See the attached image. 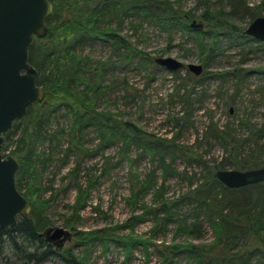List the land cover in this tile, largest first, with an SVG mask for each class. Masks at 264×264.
I'll return each instance as SVG.
<instances>
[{"label":"rangeland","instance_id":"obj_1","mask_svg":"<svg viewBox=\"0 0 264 264\" xmlns=\"http://www.w3.org/2000/svg\"><path fill=\"white\" fill-rule=\"evenodd\" d=\"M122 1L132 3L125 8L120 21L119 17H113V26L129 41L130 47L91 36L78 44L77 50L87 62L102 68L89 78L90 84L99 83L102 87L97 93L96 108L110 113L111 123L131 121L152 137L174 136L172 141L156 144L161 154L170 149L165 158L174 170L163 179L159 155L142 150V141L136 138L137 141L126 143L119 129V135L109 140L95 125H87L83 143L91 154L82 159L79 175L94 176L97 183L74 220L70 218L73 215L68 204L74 201L76 189L72 182L68 183L66 175L75 160L72 155L65 158L60 151L66 146L67 137L65 133L60 136L59 145L56 136L53 140L45 139L47 149L56 145L57 148L54 160L43 174L44 185L49 181L51 186L40 193V198L47 199L42 207L46 220L40 231L47 226L68 229L70 235L62 246L84 264H159L162 245L172 242L190 241L209 250L215 233L205 214L193 208L197 205L194 189L212 171L233 168L219 165L226 160L227 150L220 140L209 135L207 124L228 123L237 135L247 138L250 127L264 124V41L242 33L252 20L250 9L256 7L258 15H264V0H167V3L144 0V5L142 0ZM235 1L238 3L234 4ZM147 5L153 11L151 18L142 15V7L147 9ZM171 9L176 10L167 12ZM178 11L187 15V25L181 16H171ZM205 11L211 19L203 18ZM214 17H218V24ZM192 19L202 23L199 29L203 33L189 26ZM227 21L233 28L227 26ZM198 41L204 45L203 50ZM165 56L177 58L184 65L201 64L203 70L196 75L186 66L171 70L155 62V58ZM226 70L227 75L215 74ZM42 99L54 103L59 101L60 93L51 91ZM69 117L61 105L49 125L50 132L68 126ZM249 142L252 144L247 140L245 147ZM2 153L12 154L8 150ZM149 175L156 178V184L133 202L135 184ZM157 187L161 192L158 198ZM161 197L169 200L182 197L174 204V211L179 218L187 217L188 223L197 214L196 227L200 231L178 229L177 221L170 219L164 228L158 227L153 232L155 215L144 207H154ZM91 232L105 234L107 241L98 236L90 238ZM15 238L16 245L9 239L0 245V264H31L25 251L35 249V242L22 235ZM43 249L42 245L39 251ZM173 258L175 264H196L193 256L182 251ZM44 262L65 264L56 253ZM256 264H264V258Z\"/></svg>","mask_w":264,"mask_h":264},{"label":"trees","instance_id":"obj_2","mask_svg":"<svg viewBox=\"0 0 264 264\" xmlns=\"http://www.w3.org/2000/svg\"><path fill=\"white\" fill-rule=\"evenodd\" d=\"M50 2L52 10L46 19L47 31L41 37H34L29 48L28 60L37 70L36 83L44 88L43 98L49 96L51 91H58L60 99L54 103L43 99L33 102L27 107L24 117L13 121L11 127L4 133L1 150H8L17 157L19 166L15 174L16 187L29 200L31 209L29 213L18 216L12 226L0 227V245L7 239L16 245L15 236L22 235L30 242H35V249L25 251L26 259L31 260V264H46L44 261L53 253L60 255L65 264H84L69 249H64L63 246L57 248L41 234L46 227L40 231L46 220L42 207L47 201L40 198V193L51 186L49 181L44 185L43 174L54 160L53 156L56 153L54 150L57 148L56 145L47 149L45 139L53 140L56 136L59 145L60 136L65 133L67 137L66 146L60 148V151L64 152L65 158L72 155L75 160L74 166L66 175L68 183L72 182L76 189L74 201L68 204L73 215L70 218L75 220L79 217L81 209L86 206L97 183L94 176L81 178L79 175L82 159L91 154V149H87L83 143V130L87 125H95L99 133L109 140L119 135L117 132L119 129L126 143L132 139L142 141L140 143L142 150L152 152V156L159 155L163 179L174 169L165 158L166 154L170 155V149L166 150V154H161L156 144L164 140L172 141L174 136L167 139L152 137V134L142 131L131 121L119 120L118 123L114 121L115 124L111 123L112 115L98 110L95 105L97 93L99 94L102 87L99 83L90 84L92 82L89 79L94 76V72H100L102 68L97 66V63L87 62L77 50L78 44L91 36H99L129 48V41L113 26V17H119L120 21L125 8L132 2L122 0H50ZM145 2H142V5ZM160 2L167 3V0ZM233 3L237 4L238 1ZM142 8L144 9L142 15L151 18L149 16L153 11L150 6L147 5V9ZM175 10L171 9L167 12ZM181 13L178 11L171 16H181L183 19L181 21L187 25V15H180ZM249 14L253 19L260 12L254 7L249 10ZM202 16L208 20L212 18L208 11L203 12ZM214 19L218 24V17ZM227 26L233 28L229 22ZM196 31L203 33L199 28ZM198 44L203 50L204 45L201 41H198ZM228 72L229 70H226L215 74L224 76ZM61 105L70 114L68 119L70 124L65 126L66 129L62 127L59 132L51 133L49 125L54 121ZM207 128L210 130L209 135L220 140L227 150V161L221 160L220 166L229 165L233 169H247L264 165L262 158L264 124L258 128L250 127L249 139L237 135L228 123L219 125L211 121L207 124ZM247 140L252 144L249 142L245 147ZM215 171H212L204 182L194 189L197 205L193 208L197 210L196 212L201 211L205 214L206 220L214 229L215 240L210 249L205 251L203 246L195 245L190 241L165 243L160 249L159 264H175L173 257L175 253L181 251L193 256L196 264L210 262L211 264H256L261 257L264 258V181L229 188L216 178ZM155 184L156 178L152 175L138 181L135 184L136 188L132 190L133 202ZM159 194L161 192L157 187V198ZM180 198L182 197L169 200L161 197L154 207H144L145 211H152L155 215L153 232L158 227L164 228L167 220L170 219L177 221L178 229L182 228L188 232L200 231V227H196L199 220L197 214L188 223L187 217L179 218L174 211V206L181 201ZM162 212L165 215H160ZM91 233L90 238L98 236L107 241L105 234ZM106 234L108 235L107 232ZM42 245L44 249L39 251Z\"/></svg>","mask_w":264,"mask_h":264},{"label":"water","instance_id":"obj_3","mask_svg":"<svg viewBox=\"0 0 264 264\" xmlns=\"http://www.w3.org/2000/svg\"><path fill=\"white\" fill-rule=\"evenodd\" d=\"M50 0H0V227H10L18 215L29 213V200L17 189L15 174L18 159L13 154H2L4 133L13 121L21 120L33 102L41 100L44 89L36 83L37 71L29 62V48L34 36L47 31L46 19L51 13ZM192 26L202 24L193 21ZM244 32L264 41V15L253 18ZM155 62L171 70L186 66L194 74L202 72L197 63L183 64L172 56L157 57ZM216 178L230 188L264 181V165L247 169H217ZM52 231V234H49ZM57 248L69 237L68 229L47 226L42 232Z\"/></svg>","mask_w":264,"mask_h":264},{"label":"bare ground","instance_id":"obj_4","mask_svg":"<svg viewBox=\"0 0 264 264\" xmlns=\"http://www.w3.org/2000/svg\"><path fill=\"white\" fill-rule=\"evenodd\" d=\"M258 16H260V15H256L255 17H258ZM255 17H253V18H255ZM193 21H195V19H192V20L190 21L189 26H191L192 28H197V27H195V26H192L191 23H192ZM36 71H37V70H36ZM218 169H223V168H218ZM216 170H217V169H216ZM220 182H221V181H220ZM221 183H222V182H221ZM226 187H227V186H226ZM229 188H230V187H229ZM18 216H20V215H18ZM18 216H17V217H18Z\"/></svg>","mask_w":264,"mask_h":264}]
</instances>
